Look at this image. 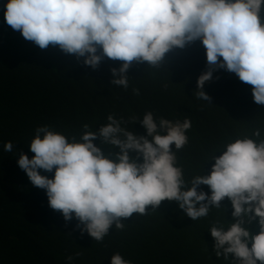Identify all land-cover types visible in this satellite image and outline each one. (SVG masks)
<instances>
[{"label": "clouds", "instance_id": "9594fccd", "mask_svg": "<svg viewBox=\"0 0 264 264\" xmlns=\"http://www.w3.org/2000/svg\"><path fill=\"white\" fill-rule=\"evenodd\" d=\"M262 9L264 0H7L5 20L41 49L58 45L93 69L104 57L122 61L111 69V84L124 89L133 61L155 66L174 47L200 39L208 70L197 78V98L211 99L204 85L223 68L251 85L254 102L264 105ZM107 120L95 131L84 124L79 139L41 125L29 144L34 155L20 152L18 166L33 186L45 190L51 209L66 222L75 218L82 233L100 242L113 224L124 229L121 218L146 214L147 206L156 208L163 200L176 201L190 217L180 218L199 223L227 197L234 220L227 226L215 223L207 233L215 254L225 260L231 255L233 264H264V140L253 138L261 135L259 128L217 151L209 175L208 164L203 174L184 180L172 146L180 150L189 142V118L161 117L157 123L146 112L140 123L147 135L122 127L123 118L109 114ZM98 138L119 152L105 154L94 143ZM4 151L14 152V144L6 142ZM200 185L209 186L211 194L198 191ZM253 220L258 233L246 226ZM111 264L132 262L115 253Z\"/></svg>", "mask_w": 264, "mask_h": 264}, {"label": "trees", "instance_id": "16d2710c", "mask_svg": "<svg viewBox=\"0 0 264 264\" xmlns=\"http://www.w3.org/2000/svg\"><path fill=\"white\" fill-rule=\"evenodd\" d=\"M6 3L0 0V264H111L115 253L127 260L131 255L132 264H222L218 258L223 256L217 257L214 238L207 233L215 223L229 224L228 211L221 215L228 206L225 200L199 223L180 218L188 216L176 201L163 200L157 209L147 206L156 210L141 219L121 218L124 229L113 224L98 242L80 231L75 218L66 222L49 207L45 190L31 184L17 160L20 152L34 155L29 144L41 125L79 139L84 124L95 131L112 114L123 118L122 127L147 135L140 120L151 111L157 123L161 117L191 120L187 148L178 154L184 177L191 180L204 173L207 156L222 153L225 144L239 137L235 130L246 128L252 136L259 128L261 135L253 138L264 140V105L254 102L252 86L219 68L204 85L211 99H198L197 78L208 64L206 49L197 39L174 47L158 65L133 61L128 88L118 87L111 84V69L122 61L104 57L93 69L83 57L77 60L58 45L41 49L6 23ZM261 18L264 22V9ZM8 141L14 152L4 151ZM94 143L107 155L119 152L102 138ZM197 143L203 148H188ZM41 172L54 175V170ZM204 192L211 194L210 188ZM246 226L259 232L258 220ZM69 256L74 259L69 261Z\"/></svg>", "mask_w": 264, "mask_h": 264}, {"label": "bare ground", "instance_id": "6f19581e", "mask_svg": "<svg viewBox=\"0 0 264 264\" xmlns=\"http://www.w3.org/2000/svg\"><path fill=\"white\" fill-rule=\"evenodd\" d=\"M78 68V67H77ZM77 70V69H76ZM194 81H195V79H194ZM195 83V82H194ZM235 132H237L238 134H239V137H243V136H245V135H247V136H249L248 135V131H247V129L246 128H244V129H238V130H235ZM236 139V138H235ZM187 145V144H186ZM186 145L182 148V149H180V150H175V147L173 148V150L174 151H176V155H177V164L180 166V161H181V159H179V156H178V154H180L181 152H183L184 151V149H186L187 147H186ZM188 148H195V149H202L203 148V144H201V143H197V144H194V145H192V146H190V147H188ZM221 155V154H220ZM213 156H216V154L214 155V154H211V155H209V156H207L206 157V159H207V161H208V164H209V170H208V172H211V170H212V165L215 163V160L214 159H212V157ZM219 156V155H218ZM208 175V174H207ZM194 177V176H193ZM184 180H186L185 179V177H184ZM192 180V179H191ZM209 188V186H207V185H200V186H198V191L199 190H206V189H208ZM225 200V202L227 203V205L228 206H225V208H222V211H221V215H223L226 211H229L230 209H232L233 210V206H232V203H231V201H230V199H228L227 197L224 199ZM157 209V208H156ZM155 209V210H156ZM155 210H150L149 208H147L146 209V213H152V212H155ZM142 216H143V214H138V213H133V215H132V220H135V219H141L142 218ZM234 220V218H233V216L231 215V216H229V224L232 222ZM190 221L192 222V223H197L198 221H199V219L198 220H195V221H193L192 219H190ZM219 224V223H218ZM228 224V225H229ZM222 225V224H221ZM224 226V225H223ZM119 244V243H118ZM123 257V256H122ZM124 258V257H123ZM128 259H130L131 260V255H129L128 257H127ZM124 259H126V258H124ZM127 260V259H126ZM218 260L219 261H221L222 262V264H230L229 262H231V255H230V257H229V259H227V260H225L223 257L222 258H218ZM229 261V262H228Z\"/></svg>", "mask_w": 264, "mask_h": 264}]
</instances>
